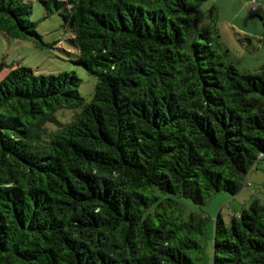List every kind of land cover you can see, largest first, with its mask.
<instances>
[{
    "label": "trees",
    "instance_id": "obj_1",
    "mask_svg": "<svg viewBox=\"0 0 264 264\" xmlns=\"http://www.w3.org/2000/svg\"><path fill=\"white\" fill-rule=\"evenodd\" d=\"M204 1L40 0L96 83L86 102L74 71L0 81V264L204 261L206 217L176 198L234 196L264 158V65L225 61ZM31 12L0 0V33L43 48ZM209 264H264L263 203L217 215Z\"/></svg>",
    "mask_w": 264,
    "mask_h": 264
},
{
    "label": "rangeland",
    "instance_id": "obj_2",
    "mask_svg": "<svg viewBox=\"0 0 264 264\" xmlns=\"http://www.w3.org/2000/svg\"><path fill=\"white\" fill-rule=\"evenodd\" d=\"M31 5L30 20L36 23V31L47 46L36 47L31 41L13 39L0 33V81L8 71L20 64L41 75L74 71L81 79L78 88L86 102L90 101L96 78L75 63L76 50L70 43L71 31L66 28L57 14L47 15L40 0H26ZM213 12L219 32L218 43L227 51L225 61L238 71L255 74L264 65V0H205L199 8L198 24L209 22V11ZM73 110L57 112V117L67 121ZM264 204V158L247 173L243 188L234 196L221 192L213 195L205 205L176 198L184 210V215L202 213L206 217L201 241L200 264H209L213 255V232L217 215L224 222L248 208L252 199Z\"/></svg>",
    "mask_w": 264,
    "mask_h": 264
}]
</instances>
